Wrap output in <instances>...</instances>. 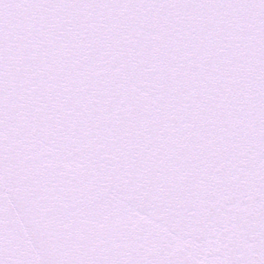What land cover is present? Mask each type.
I'll list each match as a JSON object with an SVG mask.
<instances>
[{
	"label": "snow or ice",
	"instance_id": "obj_1",
	"mask_svg": "<svg viewBox=\"0 0 264 264\" xmlns=\"http://www.w3.org/2000/svg\"><path fill=\"white\" fill-rule=\"evenodd\" d=\"M0 264H264V0H0Z\"/></svg>",
	"mask_w": 264,
	"mask_h": 264
}]
</instances>
